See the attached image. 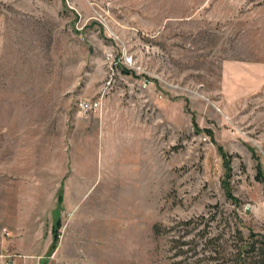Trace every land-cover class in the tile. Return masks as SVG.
I'll use <instances>...</instances> for the list:
<instances>
[{
  "label": "rangeland",
  "instance_id": "rangeland-1",
  "mask_svg": "<svg viewBox=\"0 0 264 264\" xmlns=\"http://www.w3.org/2000/svg\"><path fill=\"white\" fill-rule=\"evenodd\" d=\"M110 119L145 124L134 178ZM237 228L264 233V0H0V264H234Z\"/></svg>",
  "mask_w": 264,
  "mask_h": 264
},
{
  "label": "crops",
  "instance_id": "crops-1",
  "mask_svg": "<svg viewBox=\"0 0 264 264\" xmlns=\"http://www.w3.org/2000/svg\"><path fill=\"white\" fill-rule=\"evenodd\" d=\"M99 126L100 128L97 127L96 131L100 132L103 130L110 141L117 143V152L120 153L119 156L123 159L126 170L129 171L127 177L123 178H134V172L137 171L139 166L149 162V153L146 154L142 151L145 141L141 140V136L144 133L142 132L141 134V130H145V124L141 123L139 119L135 122H132L130 119L124 120L121 123L110 119L109 122H105L104 120L103 124ZM73 178L74 175H69L70 183L68 186L71 187L73 182L74 186L79 187L78 182L75 183V179ZM62 186L64 187L63 183ZM60 198L64 200V197L61 196Z\"/></svg>",
  "mask_w": 264,
  "mask_h": 264
},
{
  "label": "trees",
  "instance_id": "trees-1",
  "mask_svg": "<svg viewBox=\"0 0 264 264\" xmlns=\"http://www.w3.org/2000/svg\"><path fill=\"white\" fill-rule=\"evenodd\" d=\"M220 150L224 153L223 147H220ZM226 155L227 153L225 152L224 156ZM224 185L228 195L233 198L234 201H239L237 197H234L228 181H224ZM58 224H60V220L58 221ZM237 230L238 241L235 245V251L232 252L234 264H264V233H258L255 230H251L249 236L245 237L240 228H237ZM58 238L59 233L56 232V241H58Z\"/></svg>",
  "mask_w": 264,
  "mask_h": 264
},
{
  "label": "built area",
  "instance_id": "built-area-1",
  "mask_svg": "<svg viewBox=\"0 0 264 264\" xmlns=\"http://www.w3.org/2000/svg\"><path fill=\"white\" fill-rule=\"evenodd\" d=\"M149 84V81H143V88H146ZM105 95L99 96L96 99H83L79 102L80 109L82 112H90L93 110H98L103 107V97ZM10 264V263H9Z\"/></svg>",
  "mask_w": 264,
  "mask_h": 264
}]
</instances>
